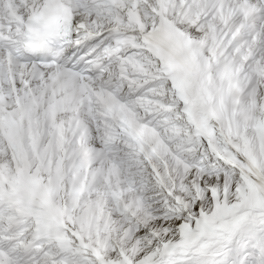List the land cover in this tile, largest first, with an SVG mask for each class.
Returning a JSON list of instances; mask_svg holds the SVG:
<instances>
[{"label":"snow or ice","instance_id":"snow-or-ice-1","mask_svg":"<svg viewBox=\"0 0 264 264\" xmlns=\"http://www.w3.org/2000/svg\"><path fill=\"white\" fill-rule=\"evenodd\" d=\"M0 264H264V0H0Z\"/></svg>","mask_w":264,"mask_h":264}]
</instances>
